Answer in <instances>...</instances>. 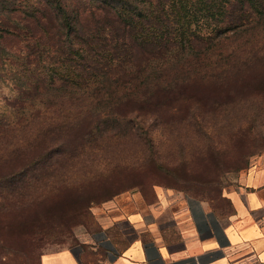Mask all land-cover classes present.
<instances>
[{
    "label": "trees",
    "instance_id": "obj_1",
    "mask_svg": "<svg viewBox=\"0 0 264 264\" xmlns=\"http://www.w3.org/2000/svg\"><path fill=\"white\" fill-rule=\"evenodd\" d=\"M8 39L25 51L0 117L1 227L52 205L65 214L70 195L82 215L149 185L153 199L164 186L226 211L212 187L264 146V0H0V70ZM193 116L220 117L234 147L252 144L227 163L211 138L165 158L154 132Z\"/></svg>",
    "mask_w": 264,
    "mask_h": 264
},
{
    "label": "crops",
    "instance_id": "obj_2",
    "mask_svg": "<svg viewBox=\"0 0 264 264\" xmlns=\"http://www.w3.org/2000/svg\"><path fill=\"white\" fill-rule=\"evenodd\" d=\"M224 196L230 205L219 211L181 190L155 186L144 208L110 207L94 241L104 256L93 264H264V156ZM8 264L84 263L72 248L56 245L32 263Z\"/></svg>",
    "mask_w": 264,
    "mask_h": 264
},
{
    "label": "rangeland",
    "instance_id": "obj_3",
    "mask_svg": "<svg viewBox=\"0 0 264 264\" xmlns=\"http://www.w3.org/2000/svg\"><path fill=\"white\" fill-rule=\"evenodd\" d=\"M6 44L11 54L4 56L7 63L0 70V117L11 114L7 100L13 99L15 95L16 84L12 80V77L18 76L16 66L18 62L15 64V58L25 51L23 44L17 43L13 39H8ZM67 69L66 73L70 74L69 68ZM196 121L199 124H196ZM200 121H202V117L199 120L193 116L189 123L178 125L173 130L167 128L156 130L153 137L161 154L167 159H177L179 158V148L184 144L187 146L186 156L190 157L195 147H203L207 140L211 138V141L213 140L219 150L223 152L222 162L227 163L233 153H244L252 144V141L248 144H246L247 141H241L235 146L236 149L229 142L231 126L220 117L215 119L206 117L203 124ZM259 133H262V139L257 141L256 144L263 143L262 145H264V125L259 127ZM260 147L261 149L248 159V163L243 170L231 172L227 169L224 172L219 185L212 187L214 190L212 191L213 197L217 198L221 192L240 187L247 171L258 159L264 156V146L260 145ZM136 150L137 148L129 145V150L126 153L131 155ZM203 172L204 174H210L208 168H205ZM153 186L149 185L145 190L134 188L110 200L92 201L88 204L87 212L82 215L73 212L76 207V198L70 195L67 198L70 203L64 205L67 208L65 214H63L62 204L52 205L47 209V217L39 222L34 220L31 222L32 220H30L31 223L27 224L22 221H13L8 227L0 226V264L35 261L44 249L56 245H66L72 248L84 264L97 263L104 256V250L94 241L102 230L101 223L107 209L111 211L112 208L110 207H113L122 212H130L144 208L153 199ZM64 216L65 218L62 219ZM38 224L44 226V228H40L44 232L37 234L34 238L30 237L31 229H36Z\"/></svg>",
    "mask_w": 264,
    "mask_h": 264
}]
</instances>
